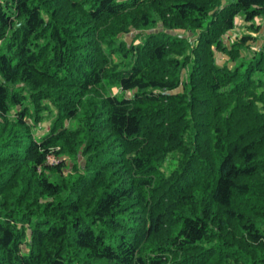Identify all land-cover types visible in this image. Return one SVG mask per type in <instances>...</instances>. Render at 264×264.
<instances>
[{
  "label": "trees",
  "instance_id": "obj_1",
  "mask_svg": "<svg viewBox=\"0 0 264 264\" xmlns=\"http://www.w3.org/2000/svg\"><path fill=\"white\" fill-rule=\"evenodd\" d=\"M238 17L264 0H0V264H264Z\"/></svg>",
  "mask_w": 264,
  "mask_h": 264
},
{
  "label": "rangeland",
  "instance_id": "obj_2",
  "mask_svg": "<svg viewBox=\"0 0 264 264\" xmlns=\"http://www.w3.org/2000/svg\"><path fill=\"white\" fill-rule=\"evenodd\" d=\"M256 25L261 24V29L259 32H257L254 29H248L244 25V20H242L241 17L237 18V28L231 33V36L235 38L236 36H239L241 33L249 32L253 36L257 37L255 40H252L247 43V46L244 47V54L246 56H249L253 53V51H259L261 48H264V17H259L255 20ZM178 32H186L185 30H179ZM131 41V37L128 39ZM250 46V47H249ZM222 60H225L226 57L221 56L220 57ZM114 92H118V88L114 87ZM49 111L44 112L45 118L37 125L36 130H35V135L42 137L43 135H46L48 132L51 131L52 128V117L49 116ZM51 156V155H50ZM53 156L49 157L50 162L53 161Z\"/></svg>",
  "mask_w": 264,
  "mask_h": 264
},
{
  "label": "built area",
  "instance_id": "obj_3",
  "mask_svg": "<svg viewBox=\"0 0 264 264\" xmlns=\"http://www.w3.org/2000/svg\"><path fill=\"white\" fill-rule=\"evenodd\" d=\"M54 160V159H53Z\"/></svg>",
  "mask_w": 264,
  "mask_h": 264
}]
</instances>
